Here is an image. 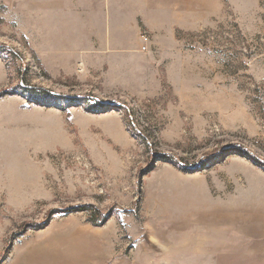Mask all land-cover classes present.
Wrapping results in <instances>:
<instances>
[{"label": "rangeland", "instance_id": "obj_1", "mask_svg": "<svg viewBox=\"0 0 264 264\" xmlns=\"http://www.w3.org/2000/svg\"><path fill=\"white\" fill-rule=\"evenodd\" d=\"M190 1L69 72L0 9V264H264V0Z\"/></svg>", "mask_w": 264, "mask_h": 264}, {"label": "crops", "instance_id": "obj_2", "mask_svg": "<svg viewBox=\"0 0 264 264\" xmlns=\"http://www.w3.org/2000/svg\"><path fill=\"white\" fill-rule=\"evenodd\" d=\"M243 1L235 0L238 10ZM193 7L190 0H0L4 21L52 72L150 58L162 47L161 31L180 28ZM142 33L150 39L144 52Z\"/></svg>", "mask_w": 264, "mask_h": 264}, {"label": "built area", "instance_id": "obj_3", "mask_svg": "<svg viewBox=\"0 0 264 264\" xmlns=\"http://www.w3.org/2000/svg\"><path fill=\"white\" fill-rule=\"evenodd\" d=\"M140 42H141V47H140V51H146V47L148 44V37L145 35H141L140 36Z\"/></svg>", "mask_w": 264, "mask_h": 264}, {"label": "trees", "instance_id": "obj_4", "mask_svg": "<svg viewBox=\"0 0 264 264\" xmlns=\"http://www.w3.org/2000/svg\"><path fill=\"white\" fill-rule=\"evenodd\" d=\"M95 225V224H94Z\"/></svg>", "mask_w": 264, "mask_h": 264}]
</instances>
